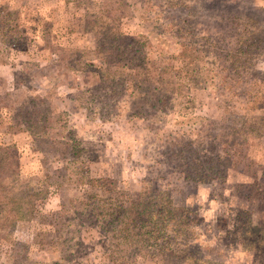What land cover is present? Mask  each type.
Instances as JSON below:
<instances>
[{"label":"rangeland","instance_id":"374dc122","mask_svg":"<svg viewBox=\"0 0 264 264\" xmlns=\"http://www.w3.org/2000/svg\"><path fill=\"white\" fill-rule=\"evenodd\" d=\"M185 1L201 6L193 12L200 24L198 29L193 26L190 47L204 51L206 69L200 76L189 78L181 72L183 63L177 59L173 62L175 79L186 80L180 89L182 95H187L183 105H191V114L168 115L171 134L160 136L158 132L166 128L155 131L148 122L127 116L99 119L87 107L76 106V92L99 80L93 68L67 73L54 104L58 110H69L74 136L88 149L82 159L96 172L94 175L112 174L120 181L121 189L134 193L156 175L164 176L153 187L163 188L169 183L167 173L172 169L170 187L174 188L176 203L192 213L189 252L204 261L197 264H264V119L260 127L252 118L264 116V0ZM0 5L20 9L17 21L28 28L29 51L44 64L56 60L62 47H101L103 34L85 27V11L111 8L104 0H0ZM216 6L219 9L215 13L212 8ZM133 9L135 15L123 17L120 28L129 35L149 37L156 51H174L179 56L183 50L179 43L159 34L155 27L165 17L175 19L189 8L171 9L167 0H140ZM146 10L148 20H143L140 15ZM6 22L2 13L0 26ZM247 37L253 38L248 49L242 42ZM94 56L90 62L100 64ZM13 73L7 57L0 56V92L7 89ZM179 74L186 78H179ZM141 83L143 89L153 87L150 81ZM25 93L36 92L32 89ZM127 111L125 107L122 113ZM239 128L251 130L238 133ZM203 132V140H197ZM49 134L60 140L67 133L51 128ZM178 135L190 141L184 153L192 155L193 161L190 157L188 161L192 172L182 161L172 162L169 167L167 161L155 162L166 152L172 158L174 154L183 157L179 147L170 152V142ZM10 141L19 150L22 182H39L48 191L36 201L31 217L18 223L11 240L0 236V264H10L17 257L14 249L21 243L33 264H46L58 255V231L66 225L64 210L71 196L67 188L72 185L50 184L63 159L61 150L43 152L30 134H11L7 122L0 120V144ZM197 166L199 170L193 172ZM184 173L192 178L186 180ZM113 258L110 254V260ZM141 259L142 264H170L160 254ZM171 264L196 262L171 260Z\"/></svg>","mask_w":264,"mask_h":264},{"label":"trees","instance_id":"16d2710c","mask_svg":"<svg viewBox=\"0 0 264 264\" xmlns=\"http://www.w3.org/2000/svg\"><path fill=\"white\" fill-rule=\"evenodd\" d=\"M104 1L111 4L110 9L85 11V27L103 34L101 47L96 50L62 47L57 59L45 64L29 51L28 28L17 21L20 9L0 5V15L3 13L7 18L6 24L0 26V56L7 57L14 69L12 81L4 92H0V120L7 122L11 134H30L43 152L61 150L63 159L50 184L72 185L67 188L71 196L69 206L64 210L66 225L58 231V255L46 264H96L97 261L100 264H142L141 258L155 254L163 255L170 264L171 260L203 263L197 254L189 252L192 213L176 203L172 193L174 188L170 187L172 169L167 173L169 183L163 188L153 187L152 184L158 185L164 176L156 175L134 193L121 189L120 181L112 174L98 171L94 175L96 172L82 159L88 149L74 136L69 110H58L54 104L67 73L93 68L98 72L99 80L76 92V106L87 107L92 116L99 119L116 120L127 116L148 122L155 131L166 128L158 132L160 136L171 134L168 115L187 117L191 114V105H183L187 95H182L183 89H180L186 80L175 79L173 62L180 60L183 63L181 72L189 78L200 76L206 69L204 51L190 47L193 26L200 24L193 12L201 6L187 4L185 0H167L171 9H194H187L175 19L165 17L162 24L155 27L156 32L173 37L176 44L179 43L183 50L178 56L174 51H156L149 37L129 35L120 28V20L135 15L133 8L140 0ZM199 2L201 0H196V4ZM217 2L221 3V0H215ZM212 9L216 13L219 7ZM147 14V10L143 11L141 19L148 20ZM32 33L35 34L33 30ZM252 40L247 37L242 41L246 49ZM155 52L159 58L152 57ZM94 55L100 64L90 62ZM185 75L179 74V78H186ZM142 81L152 82L153 87L143 89ZM32 89L36 93H25ZM125 107L128 111L122 113ZM252 118L253 123L263 126L264 116ZM51 128L64 129L67 134L60 140L53 139L49 134ZM239 129L238 133L251 130ZM203 137L204 132L197 140H203ZM170 143V152L179 147L183 157L174 154L172 158L166 152L155 162L163 164L167 161L169 167L172 162L182 161L192 172L188 162L190 155L184 153L190 147L187 137L178 135ZM190 159H193L192 155ZM197 169L198 166L193 172ZM157 171L153 170V173ZM184 175L186 180L192 178L190 174ZM47 191L39 182H22L16 143L0 144V236L11 240L18 223L31 217L36 210V201ZM26 251L25 245L18 244L13 253L17 257L10 264H33ZM110 254L114 255L113 260H110Z\"/></svg>","mask_w":264,"mask_h":264},{"label":"crops","instance_id":"0c3cea01","mask_svg":"<svg viewBox=\"0 0 264 264\" xmlns=\"http://www.w3.org/2000/svg\"><path fill=\"white\" fill-rule=\"evenodd\" d=\"M6 65H8L7 63H5Z\"/></svg>","mask_w":264,"mask_h":264}]
</instances>
